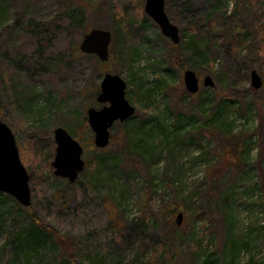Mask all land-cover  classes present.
I'll use <instances>...</instances> for the list:
<instances>
[{
  "label": "rangeland",
  "instance_id": "rangeland-1",
  "mask_svg": "<svg viewBox=\"0 0 264 264\" xmlns=\"http://www.w3.org/2000/svg\"><path fill=\"white\" fill-rule=\"evenodd\" d=\"M5 5L6 14L0 19V119L12 129L22 163L36 174L30 181V207L37 219L78 243L80 259L94 253L96 264H131L144 248L145 257L152 261L151 253L160 248L159 235L169 234V228L154 223L144 226L143 208L164 209L173 203L183 207L181 200L191 197L194 186L201 184L195 201L209 202L211 212L196 220L184 219L169 254L173 263L264 264V0H166L170 20L186 39L203 28H220L231 15L236 18L238 28L228 40L224 41L221 31L217 34L209 52L213 66L190 60L185 68L200 79L198 95L206 90L202 85L206 76L226 93L231 103L227 112L231 131L229 137L177 148L174 161L164 152L151 170L136 157H124V141L138 138L140 128H153L151 143L159 153L166 147V135L169 141L179 139L190 127L176 131L173 126L170 95L180 85L185 87V70L177 71L172 61H166L169 39L145 13V0H104L91 14L92 28L113 34L112 59L99 63L95 56L79 51L82 32L67 31L68 19L61 14L64 0H8ZM21 13H25L23 23L34 20L45 28L37 36L11 31ZM119 23L131 26L128 38L136 53L130 70L112 57ZM253 70L263 79L258 90L251 86ZM106 73L120 75L126 82L125 97L136 112L112 126L110 144L100 149L94 144L87 110L103 106L96 97ZM10 83L19 86L15 93L22 99L34 95L31 108L17 107L18 100L12 101L9 95ZM232 88L242 97L232 95ZM138 90L139 96L133 93ZM205 98L201 109L211 114L215 99ZM59 126L75 139L78 136L85 149L87 171L74 184L56 177L51 166L54 130ZM166 165L177 172L175 184L165 178ZM0 194V217L4 219L0 264H51L55 253L45 235L46 242L37 252L23 250L15 236L7 237L18 221L26 226L30 217L21 211L22 219L13 218L17 201Z\"/></svg>",
  "mask_w": 264,
  "mask_h": 264
},
{
  "label": "trees",
  "instance_id": "trees-1",
  "mask_svg": "<svg viewBox=\"0 0 264 264\" xmlns=\"http://www.w3.org/2000/svg\"><path fill=\"white\" fill-rule=\"evenodd\" d=\"M5 2L7 3L8 0H5ZM5 2L2 0L0 1V19L5 16L8 8V5H5ZM64 2L66 5H64L61 14L65 17V19H68L67 31L71 33L79 29L82 32V35L88 33L93 27L90 23L92 20L91 14L104 4V0H64ZM100 3L101 5L98 6ZM24 14L21 13L19 15V21L13 23L9 29L11 31L20 30L25 34L37 36L42 31V29L45 28V24L34 20H29V22L23 23L20 20L23 19ZM118 25L121 31L119 32L118 29L116 31L114 38L115 46L112 50V57L120 62V65L124 70H130V65L133 63V57L136 53V50L134 49V43L131 41L132 39L128 38V33L130 32L131 26H121L120 23ZM237 25L238 24L235 16L231 15L222 22L220 28L216 25L210 26L209 28H203L200 32L192 34V36L188 39H186L187 36L185 33L180 30L181 36H184V38H181V42L178 45L173 44L170 40L167 41L169 48L166 52V61H172L176 70L180 72L184 71L185 68L190 66L187 63L190 60L202 64L206 63L207 67L213 66L214 63L211 62L212 58L209 52L211 53L214 48V42L217 38V34L221 31L224 41L228 40L229 36H232L234 31L237 30ZM236 37L237 35L232 40L233 42L231 41V46L234 48L237 47ZM96 61L99 63V60L96 59ZM17 88H19V86L15 87L13 83H10L9 95L12 101L14 98L18 100V108H31L34 103L33 91H28L29 93H33V98H29V96H27L26 98L22 99L17 95V93H15ZM249 89L252 91L251 87ZM220 91L221 89H219V87L216 85V87L213 89L206 88L202 95H198V93L190 94L183 85H180L179 88L172 91L170 95L171 108L173 110L172 114L174 115L173 126L176 131L184 129V126L190 127L186 134L179 136V139L174 137L172 141H169L168 135H166V147H163L160 152L157 153L156 148L151 143L154 129L148 128L144 131L142 128H140V132L137 134L138 138H127V140L124 141V145L121 147L122 153L125 155L124 157H126V159L136 157L146 165L147 169L151 170L154 165L159 163V160L164 152L167 153L168 158L174 161L178 154L177 148L183 150L186 145L193 146L195 144L205 143L206 141L221 139L223 136L229 137L231 123L228 120L227 112L231 107V103L226 93H221ZM230 92L234 96L242 97L243 95L242 93L236 92V90L233 88L230 90ZM133 93H136L139 96V90ZM205 95L212 96L213 99H215V108L211 114L201 109V106L206 101ZM238 106H241V104ZM137 114L139 115V111ZM189 120H193V122L188 123L190 122ZM165 169L166 180L171 184H175L177 180L176 177L173 176L174 174H177L176 170H170L169 165H166ZM86 171L87 167L81 175L85 174ZM179 173H182V169H180ZM35 175V173L30 172L31 182L34 181ZM201 188V184L194 186L195 191L190 193L191 197H184L183 200H181L183 207L177 203H173L171 206L168 205L164 209L161 207L156 210L150 209L148 207L143 208L141 222L144 224V226H149L152 223L164 224L165 227L169 228V234L165 236L159 235L161 237L159 240L160 242L158 243L160 248H158V251L154 250V254L153 252L151 253L150 259L152 258V261H148V258H146L144 255L145 249L142 248L135 259L132 260L131 264H148V262H153L155 264H176L173 263L175 261L169 257V254L172 252L174 247L173 243L175 244V232L180 227L177 225L176 221L171 223V219L173 215L175 213L177 214L178 212H183L184 217L187 219L193 217L195 220L199 217H204L210 214L211 210L209 202L206 204H199L198 201H195L194 195L199 193ZM0 202H3L1 197ZM21 211H25L29 215L30 223L26 224L25 226L21 221H18V225L12 229V233L7 234V237L11 235L15 236L19 248L37 252L38 248H41V246L44 244L43 242L48 241L49 246L54 249L55 253V257L53 258L51 264H96L94 262V257L96 254L94 255V253H92L91 255H84V258L80 259L79 244L72 243V241L69 239L61 237L59 232H57L55 229L41 223V221L37 219L33 213L32 207L25 208L16 202L15 216H13V218L17 217L18 219H22L24 214ZM2 216L3 215L0 217V227L3 228L4 219ZM23 228L25 235H23ZM159 231L160 230L157 232L159 233ZM44 235L46 237V241ZM155 247L157 248V245ZM233 248L234 244L232 249Z\"/></svg>",
  "mask_w": 264,
  "mask_h": 264
},
{
  "label": "water",
  "instance_id": "water-1",
  "mask_svg": "<svg viewBox=\"0 0 264 264\" xmlns=\"http://www.w3.org/2000/svg\"><path fill=\"white\" fill-rule=\"evenodd\" d=\"M166 0H145V13L158 25L162 34L173 44L181 42L180 28L170 20L166 12ZM113 34L110 30L92 28L86 33L79 44V51L85 55H94L101 62L110 58V44ZM183 82L190 94L199 92L201 82L196 72L187 69L183 72ZM205 88H214L216 83L211 76L202 80ZM263 85V79L253 70L251 72V86L258 90ZM126 82L120 75L106 73L100 84V91L96 97L101 108L90 107L87 110V121L94 132V144L103 149L110 144V129L117 122H124L131 118L136 109L126 99ZM1 108V103H0ZM56 144L54 159L51 163L54 175L67 179L74 184L86 167L84 159L85 149L65 128L54 130ZM0 192L11 195L23 207L32 205V191L30 187V173L22 163L15 135L12 129L0 119ZM184 213L179 212L176 223L181 226Z\"/></svg>",
  "mask_w": 264,
  "mask_h": 264
}]
</instances>
